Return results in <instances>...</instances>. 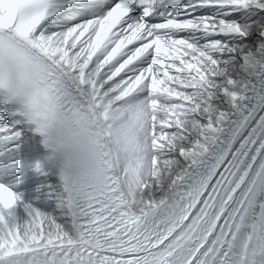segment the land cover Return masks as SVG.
<instances>
[{
  "label": "snow or ice",
  "instance_id": "snow-or-ice-1",
  "mask_svg": "<svg viewBox=\"0 0 264 264\" xmlns=\"http://www.w3.org/2000/svg\"><path fill=\"white\" fill-rule=\"evenodd\" d=\"M0 264H264V0H0Z\"/></svg>",
  "mask_w": 264,
  "mask_h": 264
},
{
  "label": "clouds",
  "instance_id": "clouds-1",
  "mask_svg": "<svg viewBox=\"0 0 264 264\" xmlns=\"http://www.w3.org/2000/svg\"><path fill=\"white\" fill-rule=\"evenodd\" d=\"M95 131H99V128ZM48 138L51 141V147L56 149L58 155H63L69 151V137L71 135V130L68 126L62 125L59 122H51L47 128ZM82 149L88 154L90 159V166L93 170L102 167L99 164L98 157L94 154L96 145L89 141L86 137H81ZM101 140L104 141L105 146L109 143L106 138L101 137ZM115 154V152H114ZM119 163L122 167L127 168L129 164V159L126 153H119ZM108 174V169L103 168V175L106 177ZM90 182L95 183L94 171L89 173Z\"/></svg>",
  "mask_w": 264,
  "mask_h": 264
},
{
  "label": "bare ground",
  "instance_id": "bare-ground-1",
  "mask_svg": "<svg viewBox=\"0 0 264 264\" xmlns=\"http://www.w3.org/2000/svg\"><path fill=\"white\" fill-rule=\"evenodd\" d=\"M43 154V150H41V155ZM34 179L39 182L40 180L43 179V177H38V176H34ZM51 205V210L48 212L47 211V207ZM40 211H43L45 213H53L55 215H58V212L56 211V205L54 201L51 200H44V201H40L37 202L35 205ZM17 216L19 218V222H23L25 219H27V217L24 215V213L22 212V210L17 212Z\"/></svg>",
  "mask_w": 264,
  "mask_h": 264
},
{
  "label": "rangeland",
  "instance_id": "rangeland-1",
  "mask_svg": "<svg viewBox=\"0 0 264 264\" xmlns=\"http://www.w3.org/2000/svg\"><path fill=\"white\" fill-rule=\"evenodd\" d=\"M51 210V205L47 207V211L49 212Z\"/></svg>",
  "mask_w": 264,
  "mask_h": 264
}]
</instances>
